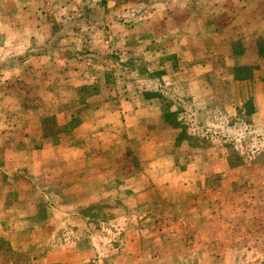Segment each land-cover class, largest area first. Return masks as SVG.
Segmentation results:
<instances>
[{"label": "rangeland", "instance_id": "1", "mask_svg": "<svg viewBox=\"0 0 264 264\" xmlns=\"http://www.w3.org/2000/svg\"><path fill=\"white\" fill-rule=\"evenodd\" d=\"M0 264H264V0H0Z\"/></svg>", "mask_w": 264, "mask_h": 264}, {"label": "crops", "instance_id": "2", "mask_svg": "<svg viewBox=\"0 0 264 264\" xmlns=\"http://www.w3.org/2000/svg\"><path fill=\"white\" fill-rule=\"evenodd\" d=\"M8 40V39H7ZM30 40H31V38L30 37H21L18 41H13V43H14V46H21V48H23V49H25V48H29L30 47ZM38 40H42L41 42H43L41 45L42 46H44V44L46 43V39L45 38H41V39H38ZM8 41H11V40H8ZM42 47H40V48H38V50L37 51H35L33 54H34V56H32L31 55V52H29L28 53V55H30V57L32 56V57H35V58H37L39 61H42V59H45V55H47L46 53H45V51L43 50L42 52ZM26 52V51H25ZM54 54H56V53H54ZM53 55V54H52ZM58 55V54H57ZM27 57H29V56H27ZM31 57V58H32ZM20 61H23V60H20ZM17 69L16 70H18L19 68H23L24 67V64H21V65H19V66H15ZM14 67V68H15ZM52 68H53V66H52ZM45 70V69H44ZM65 70L68 72V73H79V71H75L74 69L73 70H71V69H69V68H67L66 66H65ZM43 149V148H42ZM41 149V150H42Z\"/></svg>", "mask_w": 264, "mask_h": 264}]
</instances>
